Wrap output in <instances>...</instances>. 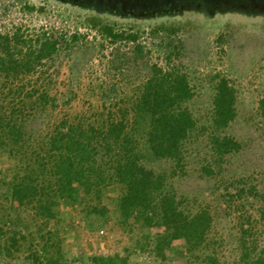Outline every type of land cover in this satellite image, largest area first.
Here are the masks:
<instances>
[{"label":"rangeland","instance_id":"374dc122","mask_svg":"<svg viewBox=\"0 0 264 264\" xmlns=\"http://www.w3.org/2000/svg\"><path fill=\"white\" fill-rule=\"evenodd\" d=\"M105 26L121 37L107 35ZM1 36L12 38L11 51L22 61L46 38L59 43L33 70L0 73L2 123L25 126L23 148L11 139L0 145V264H95L96 257H116V264H250L264 256V0H0ZM155 67L188 77L193 95L183 106L197 127L180 164L155 158L136 126L138 150L148 168L166 176L181 210L210 212L201 244L168 245L163 227L124 221L117 183L100 197L81 191L75 201L60 199L52 220L13 199L16 176L46 154L58 129L111 120L135 127L133 103ZM222 78L235 88L237 116L217 129L214 97ZM214 136L240 148L220 154Z\"/></svg>","mask_w":264,"mask_h":264},{"label":"trees","instance_id":"16d2710c","mask_svg":"<svg viewBox=\"0 0 264 264\" xmlns=\"http://www.w3.org/2000/svg\"><path fill=\"white\" fill-rule=\"evenodd\" d=\"M104 32L118 39L121 34L111 26ZM20 42V37H15ZM136 39V36H132ZM58 40L46 38L38 50L18 60L12 49L10 36L0 37V73L31 71L43 58L57 51ZM47 92L41 95L45 99ZM193 95L188 77L179 71H164L155 67L133 103L134 125L131 130L123 121L111 120L101 127H85L81 123L58 129L50 139L49 149L32 163L26 173L16 176L11 194L19 204H33L37 213L46 220L57 217L60 199L75 201L80 196L97 193L113 183L119 184L123 194L119 213L124 221L134 217L144 226H161L167 233L168 245L184 239L191 248L201 244L212 225L208 210L187 214L179 208L173 193L166 190L167 178L148 168L141 160L136 138L137 127L142 128L150 153L158 159L168 158L177 164L184 159L183 146L197 127L192 112L183 106ZM264 107V99L261 101ZM215 128L227 127L237 116L235 88L226 78L216 85L214 97ZM0 117V145L11 139L15 148H23L24 124L12 120L3 125ZM215 150L220 154L238 150L240 144L230 137H213ZM92 211H107L94 206ZM95 264H116V257H96ZM264 264V256L250 262Z\"/></svg>","mask_w":264,"mask_h":264}]
</instances>
